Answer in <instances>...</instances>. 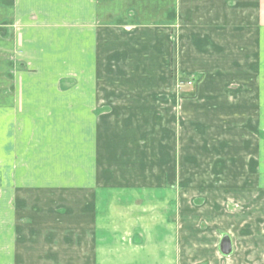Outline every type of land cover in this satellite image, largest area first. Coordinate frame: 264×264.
I'll use <instances>...</instances> for the list:
<instances>
[{
	"label": "crops",
	"instance_id": "1",
	"mask_svg": "<svg viewBox=\"0 0 264 264\" xmlns=\"http://www.w3.org/2000/svg\"><path fill=\"white\" fill-rule=\"evenodd\" d=\"M0 3L7 6L13 3L17 10L10 14L0 12V33L7 30L1 25L6 19L9 22L15 19L23 23L26 33L63 35L62 50L58 47L56 52L44 46L48 44L47 38L37 37L35 46L27 43L34 56L31 66L41 69V74L35 77H97V62L93 63V75L86 69L91 64L86 58L89 38L84 40L85 45L78 46L77 59L70 56V47L73 49L70 39L76 42V36L69 35V26L71 18H95L96 8L103 6L102 3L97 0H0ZM71 3L78 6L71 7ZM111 13L107 16L110 26L98 29L91 44L100 67L104 66L103 77H113V127L119 123L118 128L135 130L136 141L145 145L142 162L132 165L135 169L121 178L126 184L113 185V190L128 189L131 180V184L153 186L152 175L161 181L157 187L166 194L162 201L172 199L179 208L188 207V200L193 205L200 201L208 207L211 204L203 213L190 217L180 209L178 221L183 226L171 223L172 229L170 223L163 222L168 225V233L159 232L157 238L165 242V248L113 249V264H264V150L261 149L264 0H113V17ZM54 16L66 19L61 20L63 25L57 31L50 27ZM40 18L43 25L32 23ZM86 30L84 33L97 31L90 27ZM104 32L113 34L110 39L113 48L111 41L103 46ZM44 50L52 54L44 55ZM15 62L16 58L13 65ZM75 66L80 76L71 69ZM183 74L199 80L195 88L192 84L193 89L175 91L188 98L182 100V115L184 112L191 123L186 127L180 117L175 118L174 103L178 100L174 96L170 98L167 89L173 77ZM44 92L45 98L54 97L53 90ZM61 94L62 98L65 94L70 98L68 91ZM69 102L61 101L63 112ZM53 106L51 101L50 107ZM0 128L5 129L4 125ZM187 134L196 151L189 155L181 153L179 157L177 153L183 152L181 146L187 143ZM114 136L118 135L113 133ZM131 139L126 140L125 160L133 163L137 152L134 154L128 148ZM183 161L190 163L189 169L183 170ZM3 176L13 180L8 182L0 200V264H101V253L96 249L66 251L49 246L21 249L16 229L20 221H13L10 214L16 195L8 191L13 184L12 188L16 187V175L9 170ZM33 186L36 188L37 184ZM219 202L227 205V209L230 202H235L239 212L224 214ZM200 217L206 221L212 236L222 231L221 237L230 239L229 254L219 249L222 238L213 236V241L218 240L217 250L208 245L205 237H200V230L193 227ZM125 218L128 229L135 222L130 216ZM229 228L238 230L242 247L234 248ZM136 233L141 231L131 228L129 239L135 241ZM47 241L52 242L48 237ZM170 242H176L175 248L169 246Z\"/></svg>",
	"mask_w": 264,
	"mask_h": 264
},
{
	"label": "rangeland",
	"instance_id": "2",
	"mask_svg": "<svg viewBox=\"0 0 264 264\" xmlns=\"http://www.w3.org/2000/svg\"><path fill=\"white\" fill-rule=\"evenodd\" d=\"M97 2L103 6L96 8L95 18H71L69 26V35L76 36V42L70 39V45L74 49L73 51L70 47V56L77 59L78 46L85 45L84 40L89 38L86 58L88 57L87 61L91 64L86 69H89L88 74L93 75V63L97 62V77H35L41 74V69L39 66H31L30 61L34 56L31 55L32 48L30 49L27 43L35 46L37 37L47 38L48 44L43 43L44 46L56 52L58 47L62 50L63 35L59 32L45 35L26 33L23 23L15 19L12 22L6 19L7 22L1 24L8 32L0 33V62L6 63L3 66L0 63V127L4 125L5 128H0V200L8 182L13 180L3 176V172L13 170L16 175V187L13 189V184L8 191L16 195V200L11 203L14 207H11L13 209L10 214L13 221H20V227L16 229L21 238V249L29 250L40 246L66 251L96 249L101 253V264H113V249L142 250L157 246L165 248V242H159L157 238L159 232L168 233V225L163 222H178L181 225L178 221L181 216L180 209L186 217H190L195 213H203L208 206L204 201L193 205L191 200H188V207L182 205L179 208L172 199L162 201L166 194L163 193V188L160 190V187H157L161 181L152 175L153 186L131 184V180L128 182L131 186L128 189L113 190V185L126 184L121 178L135 169H132V165L140 164L145 145L136 141L135 130L118 128L119 123L113 127V77H103L104 66L100 67L94 45L91 44L97 37L98 29L105 30L110 26L107 16L112 11L113 17V0ZM24 4L25 2L22 3ZM58 4L60 6L61 2ZM73 4L78 6L77 3H71V7ZM0 12L10 14L17 10L13 3L8 6L0 3ZM52 20L50 27L55 28V31L61 29V20L66 21L56 16ZM32 23L43 25L41 18L38 22L33 20ZM89 27L97 29L96 33L91 32L93 30L84 33ZM73 31L79 32L73 34ZM79 37L81 41L78 43ZM102 38L103 46H107L106 43L111 41L113 48V41L110 40L113 39V34L104 32ZM46 54L52 52L44 50V55ZM34 55L37 56L36 52ZM111 61L113 71V54ZM71 69L81 75L77 66ZM188 80H193L194 88L199 82L196 78L183 74L173 77L167 88L168 96H174L175 100H178L174 103V116L180 117L185 127L191 123L187 121L184 112L182 115V100L188 98L183 97L180 92L176 94L175 91L193 89L192 85H187ZM46 90H53L54 97L45 98ZM61 91H68L70 98L66 97L67 94L62 98ZM29 95L34 97L30 98ZM51 101L53 107H50ZM61 101L69 102V107L64 108V112ZM262 116L263 147L260 145L264 150V113ZM113 133L118 136L113 138ZM127 137L132 138L128 148L134 154L137 152L134 161L136 163L125 160ZM186 140L187 143L181 146L183 152H178L180 146L177 147L179 157L181 153L189 155L196 151V145L191 143L188 134ZM189 165L188 161H183V170L189 169ZM33 173L38 175L32 177ZM34 183L37 184L36 188ZM61 184L64 186L61 187ZM166 186L165 188L169 187ZM147 196L151 200L147 201ZM234 203L230 202L228 209L222 202H219V206L224 210V214L234 215L239 212ZM143 207L149 210H144ZM128 216L132 217L135 223L126 229L125 217ZM198 219L196 227H193L197 231L200 230V237H205L208 245L218 250V240H214V243L213 236L220 239L224 232L216 231L212 236L206 221L201 217ZM131 228L141 231L135 234V241L129 239ZM171 228L173 229V225ZM227 230L229 236L234 239V248L242 247L238 230ZM212 232L214 233V230ZM170 233L174 231L171 230ZM47 237L52 242L47 241ZM175 243L170 242L169 246L175 248Z\"/></svg>",
	"mask_w": 264,
	"mask_h": 264
},
{
	"label": "water",
	"instance_id": "3",
	"mask_svg": "<svg viewBox=\"0 0 264 264\" xmlns=\"http://www.w3.org/2000/svg\"><path fill=\"white\" fill-rule=\"evenodd\" d=\"M221 253L227 255L231 252V242L227 236L222 237L219 243Z\"/></svg>",
	"mask_w": 264,
	"mask_h": 264
},
{
	"label": "built area",
	"instance_id": "4",
	"mask_svg": "<svg viewBox=\"0 0 264 264\" xmlns=\"http://www.w3.org/2000/svg\"><path fill=\"white\" fill-rule=\"evenodd\" d=\"M186 83H187V85H192V81L191 80H188Z\"/></svg>",
	"mask_w": 264,
	"mask_h": 264
},
{
	"label": "bare ground",
	"instance_id": "5",
	"mask_svg": "<svg viewBox=\"0 0 264 264\" xmlns=\"http://www.w3.org/2000/svg\"><path fill=\"white\" fill-rule=\"evenodd\" d=\"M192 84H193V80H192Z\"/></svg>",
	"mask_w": 264,
	"mask_h": 264
}]
</instances>
